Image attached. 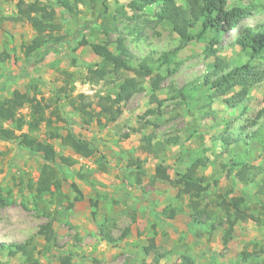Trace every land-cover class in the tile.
<instances>
[{
    "label": "rangeland",
    "instance_id": "374dc122",
    "mask_svg": "<svg viewBox=\"0 0 264 264\" xmlns=\"http://www.w3.org/2000/svg\"><path fill=\"white\" fill-rule=\"evenodd\" d=\"M40 1L54 12L58 32L45 28L48 44L27 59L21 45L35 32L26 22L10 20L20 0H0V101L17 90L42 102L50 124L31 131L23 126L15 134L28 133L53 146L58 158L51 167L59 184L38 195L41 154L20 146L19 139L0 137V244L12 245L13 251L0 252V264H25L18 247L27 243L39 264L262 260L264 60H248L237 39L241 31L264 25V0H228L229 7L245 13L240 30L222 35L219 42L209 32L187 44L157 18L160 2L134 10L131 0H84L69 14L52 0ZM193 1L175 3L188 14ZM198 23L189 33H197ZM56 37L59 42L50 43ZM82 40L88 45L79 46ZM95 43H107L129 67L151 70L136 76L140 90L103 127L94 120L85 124L70 103L78 94L93 100L115 95L120 81L114 74L103 75L110 67L92 53L89 44ZM246 64L249 71L242 69L226 88L213 87ZM156 77L160 81L154 89ZM153 95L161 105L151 100ZM29 111L25 105L17 117L28 120ZM0 127L11 128L9 122ZM67 132L89 142L93 155L82 158L52 137ZM198 160L203 164L195 179L205 190L195 197L178 181ZM157 166L166 179L157 176ZM72 184L81 193L78 201ZM231 198H242L241 208L255 221L236 222L227 237L233 215L220 203ZM44 225L51 228L53 242L39 234Z\"/></svg>",
    "mask_w": 264,
    "mask_h": 264
},
{
    "label": "trees",
    "instance_id": "16d2710c",
    "mask_svg": "<svg viewBox=\"0 0 264 264\" xmlns=\"http://www.w3.org/2000/svg\"><path fill=\"white\" fill-rule=\"evenodd\" d=\"M56 5L60 6L65 12L72 14L77 5L84 3V0H52ZM40 0H34L29 3H24L20 0L17 5L18 12L15 17H11L13 22H26L30 25L35 32L34 37L27 43L21 45V50L25 58H29L31 54L41 47L48 44L49 36L43 35L44 29L49 28L50 31L58 32V25L54 23L55 14L46 5H43ZM160 2L162 8L157 14V18L160 21L167 22L172 31L187 44L194 41L206 33H212L215 37L213 42H219L222 35L231 36L230 32L239 29V22L244 17L245 13L238 7H229L228 0H194L190 5L188 14H185L183 10L177 6L175 0H131L129 6L134 10H141L147 5ZM2 18L0 17V22ZM199 22V23H198ZM198 23L199 30L195 34L189 33V29ZM240 30V29H239ZM241 36L237 39V43L241 50L245 52L248 60L251 59H263L264 60V25L249 28L240 32ZM60 37L51 39L50 43L59 42ZM88 45L85 40H82L79 46ZM92 53L101 59L103 65L109 66L110 69L103 70V75L114 74L116 79L120 81L117 85L115 95L112 96H98L96 100L90 97L78 94L71 99L70 103L73 108L77 109L82 116L85 124H90L93 120L100 127L105 126L106 123L114 119L110 116L113 112H120L119 107L123 102L128 101L131 96L140 90V84L136 79L142 76L143 73H150L151 70L145 66L138 68L129 67L126 62L113 54L108 48L107 43H95L89 44ZM169 53L163 55L164 62L168 59ZM242 69L249 71V66L246 64L243 68H236L232 73L221 76L212 83L216 89H224L228 86L229 80L238 74ZM123 70L131 71L134 73L133 77L123 76ZM89 72H92L89 69ZM95 74V73H93ZM62 75L70 77V73L63 72ZM96 81L102 79V76H94ZM160 81L159 77L153 81V88L156 89L157 83ZM62 90V89H61ZM153 102L161 105V101L156 99L154 95L151 99ZM76 104V105H75ZM25 105H29V119L26 120L21 117H17V112ZM97 110V111H96ZM105 118V122L102 119ZM9 122L11 128L0 127V137L6 140L19 139L18 144L23 146L32 152L41 154L44 164L41 168L39 178L36 183V192L38 195H42L50 191L51 186L58 188V180L51 165L54 164L58 155L50 143L37 140L28 133H21L16 136L15 131H20L23 126H27L28 130H35L41 123L46 125L50 124V120L45 117L44 107L40 100L36 98H29L25 93H21L14 90L11 95L0 101V123ZM13 126V127H12ZM57 137L61 144L71 149V151L82 157L89 158L93 155V148L90 147L89 142L80 139L73 135L71 132H67L65 135H52ZM157 147L160 145L157 144ZM152 149V148H151ZM60 160L67 166L71 165V161L68 158L60 157ZM203 163L198 160L194 161L191 166L186 170L185 174L179 179L178 183L185 184L190 188L191 195L198 197L205 187L200 185L199 181H196L195 174L197 169ZM157 176L166 179L165 171L159 166L156 167ZM200 182L202 180L200 179ZM73 191L76 193L74 197L75 201L81 199V193L79 189L72 184ZM188 192V191H187ZM243 202L242 198H231L229 201L222 199L220 206L228 214L233 215L232 218H228L226 229V236H230L233 231V227L238 221L252 220L254 217L245 213L241 208ZM167 210H164L166 212ZM230 212L232 214H230ZM170 216H173V211L170 210ZM51 228L48 225H44L40 228L39 234L45 237L48 242H53ZM28 244L20 245L18 248L21 255L24 257L25 264H39V262L33 257L32 249H28ZM153 241H150V248H153ZM8 251L13 253L12 245L0 244V252ZM185 264H192L188 258H185ZM250 264H264V258L260 261H254Z\"/></svg>",
    "mask_w": 264,
    "mask_h": 264
}]
</instances>
